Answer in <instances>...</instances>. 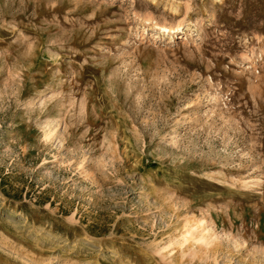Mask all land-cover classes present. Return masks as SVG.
<instances>
[{
    "label": "rangeland",
    "instance_id": "obj_1",
    "mask_svg": "<svg viewBox=\"0 0 264 264\" xmlns=\"http://www.w3.org/2000/svg\"><path fill=\"white\" fill-rule=\"evenodd\" d=\"M0 264H264V0H0Z\"/></svg>",
    "mask_w": 264,
    "mask_h": 264
},
{
    "label": "bare ground",
    "instance_id": "obj_2",
    "mask_svg": "<svg viewBox=\"0 0 264 264\" xmlns=\"http://www.w3.org/2000/svg\"><path fill=\"white\" fill-rule=\"evenodd\" d=\"M217 3H221L222 0H215ZM193 24L191 25L190 23H184V24H181V23H178L176 24L175 26L173 27H165V26H158L155 28V30H157V32L161 33L163 35V33L165 34L166 32L169 33L171 36L172 34H175V33H186V32H190V31H193ZM196 27V26H195ZM170 41H171V38H170ZM184 230L182 231L181 235L186 243V245H189L190 244V238H189V235H188V231L186 230V228H183Z\"/></svg>",
    "mask_w": 264,
    "mask_h": 264
}]
</instances>
